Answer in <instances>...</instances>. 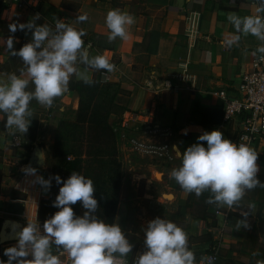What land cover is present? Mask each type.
Listing matches in <instances>:
<instances>
[{
	"label": "crops",
	"instance_id": "obj_1",
	"mask_svg": "<svg viewBox=\"0 0 264 264\" xmlns=\"http://www.w3.org/2000/svg\"><path fill=\"white\" fill-rule=\"evenodd\" d=\"M9 1L0 0V39L13 36V48L16 50L31 40V31L12 33L9 24L27 22L37 13L40 19L36 24L47 23L54 27L56 18H59L84 30L86 35L83 39L85 46L90 45L89 54H103L115 66L111 73L92 71V79L99 82L114 80L113 84L110 82L111 86L121 85L126 89L125 99L120 102L124 111L111 113L109 119L127 122L129 133L141 134L149 127L165 129L166 132L160 133L156 139L169 142L172 148L173 145L178 146L181 152L198 142L197 137L202 132L212 129L220 130L232 141L235 139L241 125L240 118L224 123L223 101L213 92L234 89L242 74L249 70L253 52L262 43L252 35H242L238 44L231 48L221 44L234 31L227 20L228 14L235 13L241 17L254 14L256 0H40L36 9L15 10L5 21L3 7ZM110 9L132 14L135 23L129 26L126 39L117 37L108 46H103L87 35L108 36L104 21ZM81 14H87L88 19L77 22L76 17ZM8 51L0 40V65L14 57ZM136 63L142 71L139 81L133 79ZM70 81L80 80L73 77ZM165 81H168L169 88H165ZM76 98V92L69 88L59 97L63 106L70 105L69 111L73 116ZM55 119L60 120V117ZM55 119H45L48 121L47 130ZM184 129L187 130L186 135L182 134ZM7 132V137L11 132L13 135V130L1 128L0 120L3 155L2 138ZM200 143L206 145V142ZM51 144L48 142L46 146ZM251 148L258 152L257 178L264 182V145L257 144ZM175 157L179 156L176 154ZM145 164V178L149 171L153 175L159 171L163 173L156 164L146 160ZM26 165L29 164L15 166L11 161H0V241L3 232L7 237L2 244L4 249L6 245L15 243L9 242L15 237L14 225L18 231L26 219H35L38 201L42 197L39 185L27 186L23 183L24 174H17ZM130 167L135 168L131 164ZM153 179L154 176H150L148 181ZM19 192L25 198L17 196ZM32 205L35 206L34 217L31 216ZM249 205H252L251 214L247 217L250 227L238 230L234 225L242 218L239 211ZM204 212L208 216L206 220H191L188 228L184 229L196 264H205L204 258L212 251L217 255L215 264H264V187L247 191L238 207L221 209L209 204Z\"/></svg>",
	"mask_w": 264,
	"mask_h": 264
},
{
	"label": "clouds",
	"instance_id": "obj_2",
	"mask_svg": "<svg viewBox=\"0 0 264 264\" xmlns=\"http://www.w3.org/2000/svg\"><path fill=\"white\" fill-rule=\"evenodd\" d=\"M38 19L39 13L27 22L9 24L12 33L31 31V40L18 50L13 48V36L0 39L9 55L18 56L24 65L21 75L0 76V114H3L0 120L6 117L5 127L13 130V134L27 133L33 117L31 101L51 107L54 99L68 90L73 77L91 85L94 83L92 71L111 73L115 69L105 55L89 54L90 45L85 46L83 29H77L63 19H56L54 27L47 23L36 24ZM87 19V14L76 17L77 22ZM227 20L234 31L221 41L222 46L231 48L238 44L242 35H252L262 42L253 55L264 54V0H256L254 14L241 17L229 13ZM104 22L108 29L107 39L112 41L117 37L126 39L128 28L135 20L128 12L110 9ZM182 134L186 135L187 130H182ZM197 141L182 152L173 145L180 157V165L173 168L169 176L185 193L199 197L207 191L211 195L206 203L231 209L239 206L247 191L264 187V182L257 178L258 152L249 145L233 142L218 129L202 132ZM35 155L37 163L43 164L41 153ZM21 172L28 184L39 185L43 192L50 189L52 180L60 185L52 201L58 211L42 225L37 216L34 220L26 219L18 231L14 225L16 244L4 249L7 260H0V264H63L60 257L64 253L70 264H128L127 257L133 245L119 223H107L95 214L98 204L93 196L95 188L91 178L72 171L63 181L58 174L45 179L37 175V168L31 164L23 167ZM77 201L86 210L82 215H75L71 207ZM251 208L249 205L239 211L242 218L234 225L238 230L250 227L247 217ZM142 231L145 250L138 253L135 264H196L188 234L175 222L155 217ZM54 248L57 254L53 253ZM204 259L206 264H213L212 258Z\"/></svg>",
	"mask_w": 264,
	"mask_h": 264
},
{
	"label": "rangeland",
	"instance_id": "obj_3",
	"mask_svg": "<svg viewBox=\"0 0 264 264\" xmlns=\"http://www.w3.org/2000/svg\"><path fill=\"white\" fill-rule=\"evenodd\" d=\"M31 3H37V5H39L40 0H31ZM107 37L98 38L92 34L87 35V38L101 42L103 46H108L109 43H111ZM138 65L139 64L136 63V68L134 69L133 74V79L135 81H139L142 76V71ZM22 69H24L22 60L18 56H14L13 58H8V60L1 63L0 74H3L5 77L8 73L21 75ZM95 71L98 72V70ZM96 72H94L95 75L100 74V72H98L99 74ZM123 79H121L122 82L124 81ZM105 82L112 83L114 80L101 81L102 84H105ZM102 84H95V88L99 93L95 97H86L85 94L88 92H84L81 94L80 98V96L76 93L77 105L74 116L69 111L70 105L63 106L59 101V97L54 99L51 107L42 106L35 100L31 101L30 107L33 112V117L31 118V124L27 133H16L12 135L11 132L10 137H7L8 132L5 133V136L2 138V143L5 147V155H3L2 148H0V161L6 163L11 161L15 163V166H20L21 163L31 164L37 168V175H40L45 179H48L52 174H58L62 178V181L63 179H66L72 171H75L72 164L69 165L66 163L68 161H74L76 152L75 147L71 146L72 143L68 141L63 142V144L60 142V152L59 148L54 149L53 145L58 135L62 136L65 141L66 137H64V135L66 133H70L71 129H73V127L67 123L75 120L80 99L82 101L83 108H87L88 112L96 107L99 108V111L102 110L106 112L107 109L110 108L109 105L111 103L113 104L115 98L120 102H123L125 99L123 97L126 92L124 86L118 85L111 87ZM72 87L75 88L80 86H77L75 85V82L72 83L70 81L68 88L71 89ZM29 88L31 89V85H29ZM1 116H3V114H1ZM57 116L60 117V120L55 119ZM70 116L72 117L71 120ZM48 117H54L55 119L51 122L52 124L50 130L46 129L48 121L45 119H48ZM3 119L4 120H1V128L5 129L6 117H3ZM118 138L119 136L116 135L118 149L119 147L121 148L118 151V158L121 162V179L118 184L117 203L112 223H119L122 230H124L128 239L131 241L134 253L138 255V253L145 250L144 233L142 229L146 226L149 220L155 217H161L173 221L183 229L188 228V224L191 220H206L205 218L208 216L204 212V209L209 204L205 201L211 194L205 191L197 197L193 193H185L175 180L169 176L170 171L180 165V157H175L171 162H163L155 158L152 159L149 157H142L133 152L126 145L121 144V142L119 143ZM48 142H52L51 146H46V143ZM37 152L41 153L42 159L44 160L43 164L37 163L35 155ZM66 152H70L68 153L70 159L65 156ZM79 155L80 153L77 154V156ZM145 160L149 163L156 164L157 168L163 173L161 174L159 171V173L155 172L153 175L150 171L147 172L146 174L148 175L146 176L148 179L150 176H154L153 180L148 181V179L143 175L147 169L146 167H143L146 165ZM130 164L135 166V168L130 167ZM85 165L92 164L87 161L84 162V165L82 166L85 168ZM17 174L21 176L23 175L21 171H18ZM89 177H94L93 168L89 171ZM23 183L30 186V184L26 182L25 177L23 179ZM111 184L112 183L107 180V186H105L107 196L106 200H104L106 202H109L113 198ZM59 187L60 185H57L56 182L52 180L51 187L47 191V194L42 191V197L38 201L36 214L41 225L44 220L49 218L54 212L58 211L57 208L52 206V201L55 199ZM16 194L19 197L25 198V195L22 192ZM94 197L97 198L96 196ZM97 204L98 208L95 214L97 215L100 212H105L106 208L100 207L99 204L104 207H107V205L101 202H97ZM71 207L73 208L75 215H82L83 212L86 211L82 208L80 201H77L76 204L71 205ZM9 242L15 243L6 245L5 248L15 245L16 238L14 237V239ZM0 243L5 244V242L2 241H0ZM53 253L57 254V250L55 248L53 249ZM60 258L63 263H70L67 253L61 255Z\"/></svg>",
	"mask_w": 264,
	"mask_h": 264
},
{
	"label": "built area",
	"instance_id": "obj_4",
	"mask_svg": "<svg viewBox=\"0 0 264 264\" xmlns=\"http://www.w3.org/2000/svg\"><path fill=\"white\" fill-rule=\"evenodd\" d=\"M37 3L31 0H10L3 7V20L11 18L15 10L21 8L36 9ZM11 13V16H9ZM264 54L256 53L250 62L248 71L242 74L238 85L234 89H219L213 93L222 99V121L229 123L233 119L240 118L241 125L233 142L245 143L250 147L257 144L264 145ZM165 88H169L168 81L164 83ZM130 127L125 121H119L113 126V130L119 136L118 141L126 145L133 152L142 157L158 159L163 162H171L175 158L172 145L165 141L156 139L165 129L159 127H149L143 129L141 134L129 133ZM70 159V156H67ZM30 200V196H28ZM34 201V200H33ZM131 243V241L129 240ZM132 244V243H131ZM137 254H128V264H135ZM212 258L213 264L217 261L215 251L207 254L206 258ZM0 260H7L4 255V248L0 243ZM70 264V263H63ZM206 264V260H205Z\"/></svg>",
	"mask_w": 264,
	"mask_h": 264
},
{
	"label": "trees",
	"instance_id": "obj_5",
	"mask_svg": "<svg viewBox=\"0 0 264 264\" xmlns=\"http://www.w3.org/2000/svg\"><path fill=\"white\" fill-rule=\"evenodd\" d=\"M94 83L91 85L84 84L82 81H71L75 82V85L80 87L71 88L81 98V94L86 93V97H95L99 93L95 88V84H102L98 80H93ZM102 85L111 86V83ZM112 87V86H111ZM114 104V105H113ZM113 104L109 105L110 108L106 112L99 111L96 107L88 112L87 108H83L82 101L80 99L79 107L76 112L75 120L68 122L71 125L70 133L64 135L65 141L62 136H57L53 148H59L61 152L60 142H70L71 146L75 147V158L74 161H68L67 164H72L73 169L89 177L90 169H94V177H89L93 180L95 192L93 196H96L97 202L104 203L107 207L99 204L100 207L106 208L105 212L97 214L99 219H103L107 223H112L114 219L115 206L117 203V191L118 184L121 179V162L118 158V146L116 141L117 133L114 132L113 126L119 122L110 121L109 117L111 113H120L124 111L123 104L120 103L116 98ZM113 106V107H112ZM116 107V108H115ZM115 108V109H114ZM66 152L65 156H68ZM80 153L79 156L77 154ZM89 161L92 165L82 166L84 162ZM64 162V161H63ZM87 173V175H86ZM107 180L111 182V190H113V198L106 202L107 192L105 186H107Z\"/></svg>",
	"mask_w": 264,
	"mask_h": 264
},
{
	"label": "water",
	"instance_id": "obj_6",
	"mask_svg": "<svg viewBox=\"0 0 264 264\" xmlns=\"http://www.w3.org/2000/svg\"><path fill=\"white\" fill-rule=\"evenodd\" d=\"M1 240L2 242L7 241V237L3 234V232H1Z\"/></svg>",
	"mask_w": 264,
	"mask_h": 264
},
{
	"label": "bare ground",
	"instance_id": "obj_7",
	"mask_svg": "<svg viewBox=\"0 0 264 264\" xmlns=\"http://www.w3.org/2000/svg\"><path fill=\"white\" fill-rule=\"evenodd\" d=\"M33 203H34V202H33ZM34 209H35V206L32 205V209H31V216H32V217L34 216V215H33V214H34V211H35ZM14 236H15V234H14Z\"/></svg>",
	"mask_w": 264,
	"mask_h": 264
}]
</instances>
